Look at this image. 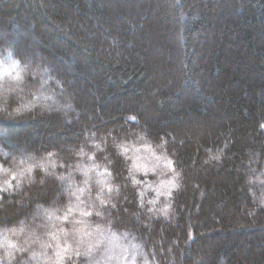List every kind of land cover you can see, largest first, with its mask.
<instances>
[{"label":"trees","instance_id":"16d2710c","mask_svg":"<svg viewBox=\"0 0 264 264\" xmlns=\"http://www.w3.org/2000/svg\"><path fill=\"white\" fill-rule=\"evenodd\" d=\"M0 73V264H264V0H0Z\"/></svg>","mask_w":264,"mask_h":264},{"label":"snow or ice","instance_id":"6c2138e0","mask_svg":"<svg viewBox=\"0 0 264 264\" xmlns=\"http://www.w3.org/2000/svg\"><path fill=\"white\" fill-rule=\"evenodd\" d=\"M8 55L11 56L12 53L9 52ZM14 66H15V67H19V61H15V62H14ZM25 67H27V66H25ZM0 75H3V73H0ZM15 79L17 80V82H19V81L22 79V77H21L19 74H17V76L15 77ZM3 110H4V109H0V111H3ZM18 111H19V109H18ZM0 139H4L2 134H0ZM28 171L31 172V169H29ZM13 179H15V176H13ZM0 190H2V189H0ZM109 190L111 191V189H109ZM101 203L104 204V203H106V202H105V201H101ZM83 215H91V213H83ZM14 234H15V233H14ZM8 246H9V247H15V245L11 244L10 242H9ZM64 251L66 252L67 249H64ZM76 255L79 256L80 253H76ZM85 255H86V256L90 255V250H89L88 252H86ZM134 264H135V262H134Z\"/></svg>","mask_w":264,"mask_h":264}]
</instances>
